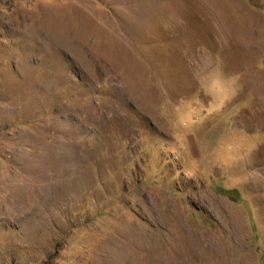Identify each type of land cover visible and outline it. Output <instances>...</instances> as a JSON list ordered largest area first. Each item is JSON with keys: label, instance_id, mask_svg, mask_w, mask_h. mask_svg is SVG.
<instances>
[{"label": "rangeland", "instance_id": "rangeland-1", "mask_svg": "<svg viewBox=\"0 0 264 264\" xmlns=\"http://www.w3.org/2000/svg\"><path fill=\"white\" fill-rule=\"evenodd\" d=\"M0 264H264V0H0Z\"/></svg>", "mask_w": 264, "mask_h": 264}]
</instances>
